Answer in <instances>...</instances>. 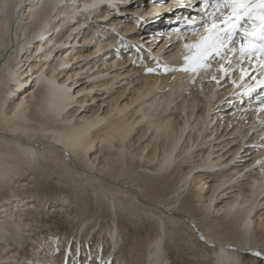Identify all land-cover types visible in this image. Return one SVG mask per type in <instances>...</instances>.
Here are the masks:
<instances>
[{
	"label": "bare ground",
	"instance_id": "obj_1",
	"mask_svg": "<svg viewBox=\"0 0 264 264\" xmlns=\"http://www.w3.org/2000/svg\"><path fill=\"white\" fill-rule=\"evenodd\" d=\"M229 8L224 0H0V264H26L9 241L36 231L44 209L66 221L78 209L70 189L58 201L29 192L57 166L89 193L109 192L116 219L91 238L84 220L69 255L71 236L60 254L54 239H39V264H171L165 237L179 223L212 247L213 264H248V252L264 258V58L229 52L240 47L233 43L209 68L179 70L185 45L207 35L213 17L223 27ZM230 97L250 105L222 103ZM173 184L174 201L153 196ZM126 207L156 215L163 231L132 236L120 219ZM30 210L38 212L31 223Z\"/></svg>",
	"mask_w": 264,
	"mask_h": 264
},
{
	"label": "rangeland",
	"instance_id": "obj_2",
	"mask_svg": "<svg viewBox=\"0 0 264 264\" xmlns=\"http://www.w3.org/2000/svg\"><path fill=\"white\" fill-rule=\"evenodd\" d=\"M151 6H152V3H151ZM149 8H151V7L149 6ZM230 10L232 11V8L231 9L229 8V11ZM137 27H139V26L137 25ZM144 30L145 29L141 28L139 33L144 32ZM238 36L239 35H237V37H235V40L239 39ZM131 49H132V47H131ZM237 72L238 71L235 70V74H237ZM254 73L255 72H253V74ZM253 74H251L247 78V80L251 79ZM225 81H228V78H226ZM227 88H228V86L226 88H224L223 90H226ZM260 90L261 89H259L257 91H251V93H250L251 96L255 95L254 93H256ZM228 100H230V101H228ZM228 100H225V102L222 101V103H226L225 105H227V106L234 104L235 106H238L239 108L244 107L246 105H250L249 104L250 100H248L247 102L246 101L240 102V100H238L237 97H235V98L230 97ZM40 169L43 170V166H40ZM55 169L57 172L56 173L53 172L55 174H53L52 176H49V178L43 179L42 181H39V182H36L35 185L33 183H31V185H34L35 187L29 188V192L31 191L32 192L31 194H34V196H36V195L40 196L41 195L40 192H43L44 196H45V198H47V200L54 199V200L58 201V200H61V198L64 199L67 195L68 189H70L73 192L71 194V195H73L71 197V200H72V202L74 199L76 200V202L78 204L77 205L78 209L76 208L77 209L76 212H72L71 217L67 220L68 222L65 220V215L58 214V215H55L53 217H50L48 214H46V212H49L50 215L51 214L54 215L55 212H52L53 209L50 208L49 210H46V211L44 209L42 216H41V222L39 223L40 226H39V228H37V230L35 229L36 231H31L32 233L25 234L24 237L18 236L19 239L15 236H14L15 238H11V240L9 242L13 241V239H15V242H18V243H15V242L11 243V247L16 248V251L18 252L17 253V260L26 262V264H33V263L39 264L40 263V259L38 258V254H36V249H34V247L38 246L35 242L38 241L39 239H44V240L45 239L46 240L54 239L56 246L58 248L59 247L61 248V249H58V251H59L58 254H60L64 251V249L66 247L65 246L67 243L66 238L68 236H71V239L69 242L70 244H68V246H67V248L69 249L67 254L69 255L70 246L72 244V241H74L75 234L78 232L79 228H81L84 220L87 221V223H88L87 227L88 228L94 227L93 232L89 236L90 238L94 234V230H96L102 223L107 228H108V226L115 224L114 220L116 219V216H115V212L113 211V207H110L111 201L109 200V197H108L110 194L109 192H108V196H105V197H104L105 194L102 195L99 192L95 193V192H92V190H91V193H89L88 190H85L81 186L79 187L78 186L79 184H77L71 177H69L68 172H66L64 167L57 166V167H55ZM134 172L135 171H133V174L135 175V177L138 180L144 179V177H143L144 174L140 173L139 169L136 170L135 173ZM27 175H29V173H27ZM26 178L27 177H22V178H19V180H24V179L26 180ZM176 186L177 185L173 184L169 187L160 188L159 190L154 192L153 196L159 197L161 199L160 203H163V204H167L171 201H174L175 200L174 199V193L172 194V192L175 190ZM36 192H37V194H36ZM38 192H39V194H38ZM86 197H87V199H86ZM103 197L105 198V200L108 199L109 201L108 200L105 201ZM99 199L102 200V202ZM79 202H81V203L79 204ZM180 202H181V200L179 199V202L177 203V205ZM56 203L57 202H55L53 204H56ZM57 204H59V202ZM133 207H134V204H133ZM42 209L43 208H41V210ZM30 211H31V213H33L32 214L33 217H31V220H29V223L33 222L35 215L38 214V212L36 213V210H34V211L30 210ZM124 211L126 212V215H125ZM121 214L122 215L119 214L120 219H122L123 223L129 227L130 234L132 236L138 235V236L143 237L147 231H151L152 234L154 231H156V232H160V231L162 232L163 231L162 228L160 227L161 224L156 219V215H154V213H151L154 215V217L152 216V219H149V217H146V215H144L145 210H143L142 208H137L136 212H130V211H128V208L126 207L121 212ZM151 214H149V215L151 216ZM52 219H54V220H52ZM209 222L210 221H207L206 223L208 224ZM186 226H188L186 223H179L177 225L168 224V227L171 231H168L170 233H168L166 235L165 241H166L168 251H169L170 256H171V262H172L171 264H213L214 258H212V257L214 256V252L212 250V247L204 244L203 241L200 240L198 235H196L193 231H191L190 228H188ZM201 228H202V231H204L205 225L203 226L201 224ZM82 232L83 231H81V233ZM95 237L96 236H94L93 239L91 240V244H90L91 247H93V245H94V242L96 239ZM20 238H22V240ZM90 238H88V239H90ZM130 238H131V236L128 238V240ZM88 239L86 240V242H87L86 248H88V250H89ZM184 241H186V243ZM74 245H75V243H73V248H74ZM245 245H246V243L243 244V246H245ZM247 246L249 247L248 244H247ZM186 247H187V249H185ZM255 247H257V246H255ZM105 249H108V245L106 246ZM105 251L106 250H103L99 257L104 256ZM248 253L250 255V257L246 258L248 264H252V262L253 263L255 262L256 264H264V258L258 257L260 259V261L258 262L256 259H253V257L256 256V253H254V252H248ZM203 254H204V256H202ZM208 254H210L211 256ZM68 255H67V258H68ZM83 257H84V252H83V255L82 254L80 255V253H79L78 258L83 259ZM47 260H49V259H47ZM67 261H68V259H67ZM209 261H210V263H209ZM78 262L80 264V259L78 260ZM71 263L74 264L75 262L70 261L69 264H71Z\"/></svg>",
	"mask_w": 264,
	"mask_h": 264
},
{
	"label": "snow or ice",
	"instance_id": "obj_3",
	"mask_svg": "<svg viewBox=\"0 0 264 264\" xmlns=\"http://www.w3.org/2000/svg\"><path fill=\"white\" fill-rule=\"evenodd\" d=\"M224 4L232 8V14L223 21L224 26L219 27L213 17L211 25H205L207 35H202L194 44L185 45L188 54L184 56L185 66L179 70L197 72L209 68V59L213 55L223 57L224 49L233 43H239V49L233 47L228 51L238 52L242 58L256 54L264 56V0H224ZM255 20H259V24ZM238 32L241 34L239 40H234ZM157 67H161L159 62ZM261 68L264 69V60L261 61ZM176 70L163 66L164 72ZM146 71L154 73L157 68H147Z\"/></svg>",
	"mask_w": 264,
	"mask_h": 264
}]
</instances>
